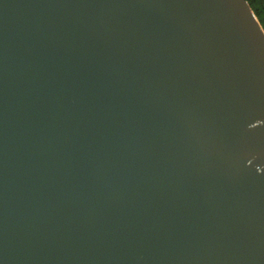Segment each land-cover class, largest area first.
<instances>
[{"label": "water", "instance_id": "1", "mask_svg": "<svg viewBox=\"0 0 264 264\" xmlns=\"http://www.w3.org/2000/svg\"><path fill=\"white\" fill-rule=\"evenodd\" d=\"M0 264H264L246 0H0Z\"/></svg>", "mask_w": 264, "mask_h": 264}, {"label": "trees", "instance_id": "2", "mask_svg": "<svg viewBox=\"0 0 264 264\" xmlns=\"http://www.w3.org/2000/svg\"><path fill=\"white\" fill-rule=\"evenodd\" d=\"M264 31V0H246Z\"/></svg>", "mask_w": 264, "mask_h": 264}]
</instances>
